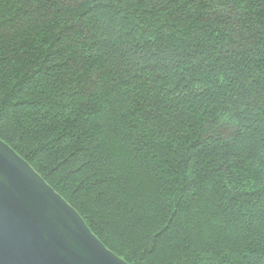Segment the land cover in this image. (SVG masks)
I'll return each instance as SVG.
<instances>
[{"label": "trees", "instance_id": "obj_1", "mask_svg": "<svg viewBox=\"0 0 264 264\" xmlns=\"http://www.w3.org/2000/svg\"><path fill=\"white\" fill-rule=\"evenodd\" d=\"M0 140L127 264H264V0H0Z\"/></svg>", "mask_w": 264, "mask_h": 264}, {"label": "water", "instance_id": "obj_2", "mask_svg": "<svg viewBox=\"0 0 264 264\" xmlns=\"http://www.w3.org/2000/svg\"><path fill=\"white\" fill-rule=\"evenodd\" d=\"M0 264H127L0 140Z\"/></svg>", "mask_w": 264, "mask_h": 264}]
</instances>
